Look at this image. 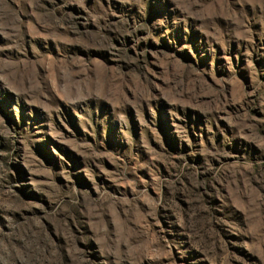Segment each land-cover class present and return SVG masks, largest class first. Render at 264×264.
<instances>
[{
    "label": "rangeland",
    "instance_id": "1",
    "mask_svg": "<svg viewBox=\"0 0 264 264\" xmlns=\"http://www.w3.org/2000/svg\"><path fill=\"white\" fill-rule=\"evenodd\" d=\"M0 264H264V0H0Z\"/></svg>",
    "mask_w": 264,
    "mask_h": 264
}]
</instances>
